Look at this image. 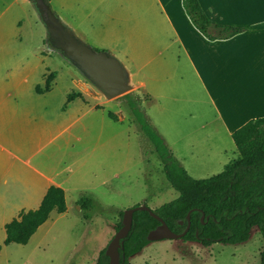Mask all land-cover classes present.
Wrapping results in <instances>:
<instances>
[{
  "label": "crops",
  "instance_id": "1",
  "mask_svg": "<svg viewBox=\"0 0 264 264\" xmlns=\"http://www.w3.org/2000/svg\"><path fill=\"white\" fill-rule=\"evenodd\" d=\"M197 1L213 23L245 30L208 41L185 15L181 0H50L83 39H113L114 53L126 56L130 50L154 58L153 88L144 80L132 82L134 94L145 110L157 105L162 130L172 138L167 148L190 177L199 167L215 171L213 176L221 173L238 157L232 133L264 116V0ZM3 38L0 29V244L5 225L36 210L50 187L62 189L66 198L69 187L87 175L75 144L82 132L85 142L96 132L91 126L75 128L82 115L76 102L100 98L81 75L71 77V92L57 93V71L45 62L52 57L3 47Z\"/></svg>",
  "mask_w": 264,
  "mask_h": 264
},
{
  "label": "rangeland",
  "instance_id": "2",
  "mask_svg": "<svg viewBox=\"0 0 264 264\" xmlns=\"http://www.w3.org/2000/svg\"><path fill=\"white\" fill-rule=\"evenodd\" d=\"M50 7L59 16L56 4H50ZM65 24L93 50L113 54L119 59L132 73L133 83L144 80L149 89L153 88L154 58L140 57L130 50L125 51L126 56L114 53L110 51L115 47L113 39L90 42L78 34L74 21ZM0 29L4 36L3 47L6 45L18 52L42 53L52 57L45 62L50 61L57 71L54 88L57 93L74 89L71 77H77L80 73L59 55L47 50L46 29L34 3L28 0H0ZM86 30L90 35L88 27ZM92 44L107 46V49H98ZM118 46L119 50L124 49L125 43ZM146 60L149 63L141 68ZM82 80L90 84L83 77ZM93 88L100 98H96V101L76 102L81 107L82 115L75 128L81 125L82 132L85 127L91 126L96 132L92 142H85L82 132L81 143L75 144L87 175L69 187L65 198L66 212H52L26 245L0 244V264H96L99 253L106 249L116 232L121 212L142 205L153 211L178 197L163 175L162 163L153 146L135 122L123 99L119 97L108 101ZM130 93H134V89ZM95 106L99 108H93ZM108 113L114 114L117 122L110 120ZM145 113L150 126L165 145L172 144L169 132L163 131L161 127L163 115L159 118L156 116L157 105L150 103ZM73 129L67 130L66 136ZM198 157L194 160L196 165L201 163H197ZM198 171V174L191 173L194 176L191 177L206 179L215 172L200 167ZM82 198L92 200L91 209H81L78 203ZM263 249L261 235L258 229H253L248 241L237 245L215 243L203 247L182 240L153 241L131 257L130 263L264 264Z\"/></svg>",
  "mask_w": 264,
  "mask_h": 264
},
{
  "label": "trees",
  "instance_id": "3",
  "mask_svg": "<svg viewBox=\"0 0 264 264\" xmlns=\"http://www.w3.org/2000/svg\"><path fill=\"white\" fill-rule=\"evenodd\" d=\"M50 7V0H44ZM181 6L193 27L208 41L228 40L242 33L245 28L220 25L210 21L197 0H181ZM49 77L46 79V84ZM75 97L69 95L68 101ZM120 98L132 114L135 122L151 143L159 157L163 175L178 197L153 212L177 234L182 233L189 216V230L183 242L198 243L210 247L215 243L237 245L248 241L253 229H258L264 243V116L249 120L232 133L238 157L223 171L206 179H193L173 157L164 141L150 126L141 99L134 93ZM109 119L117 117L108 113ZM78 205L83 210L92 208V201L82 198ZM66 211L64 191L50 187L36 210L21 212L5 225L4 245H26L52 212ZM121 221L116 231L122 227ZM203 217V220H202ZM159 222L147 211H135L131 229L119 248V263L131 264L130 258L140 253L148 244V233ZM1 250V249H0ZM264 260V249L262 252ZM96 264H109L105 250L99 253Z\"/></svg>",
  "mask_w": 264,
  "mask_h": 264
},
{
  "label": "water",
  "instance_id": "4",
  "mask_svg": "<svg viewBox=\"0 0 264 264\" xmlns=\"http://www.w3.org/2000/svg\"><path fill=\"white\" fill-rule=\"evenodd\" d=\"M28 1L34 3L39 18L46 29L45 45L48 51L59 55L72 65L108 101L131 92L133 89L131 73L119 59L113 54L90 48L51 10V7L44 0ZM135 211H147L151 217L159 222V225L147 235L150 242L163 239L181 240L190 227V213L187 215L188 224L185 230L177 234L147 206L142 205L127 209L122 215V227L115 232L105 249L109 264H120L119 248L121 241L127 237L131 229Z\"/></svg>",
  "mask_w": 264,
  "mask_h": 264
}]
</instances>
